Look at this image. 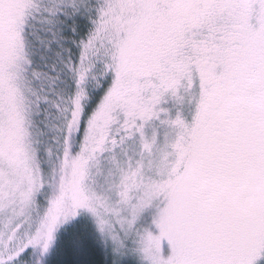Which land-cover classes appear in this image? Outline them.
<instances>
[{
    "label": "snow or ice",
    "instance_id": "6c2138e0",
    "mask_svg": "<svg viewBox=\"0 0 264 264\" xmlns=\"http://www.w3.org/2000/svg\"><path fill=\"white\" fill-rule=\"evenodd\" d=\"M81 216L108 264H264V0H0V264Z\"/></svg>",
    "mask_w": 264,
    "mask_h": 264
},
{
    "label": "trees",
    "instance_id": "16d2710c",
    "mask_svg": "<svg viewBox=\"0 0 264 264\" xmlns=\"http://www.w3.org/2000/svg\"><path fill=\"white\" fill-rule=\"evenodd\" d=\"M62 253H66V255H62ZM104 256L101 249L93 253L75 247L68 234L62 230L59 234L57 248L51 257V264H72L73 261L76 264H108V259Z\"/></svg>",
    "mask_w": 264,
    "mask_h": 264
},
{
    "label": "rangeland",
    "instance_id": "374dc122",
    "mask_svg": "<svg viewBox=\"0 0 264 264\" xmlns=\"http://www.w3.org/2000/svg\"><path fill=\"white\" fill-rule=\"evenodd\" d=\"M67 234L71 242L75 244V247L81 248V250H89L90 252L96 253L101 249H99L96 243V233L94 232L91 220L87 216H81L75 224L68 229ZM104 257L109 259L106 255Z\"/></svg>",
    "mask_w": 264,
    "mask_h": 264
}]
</instances>
